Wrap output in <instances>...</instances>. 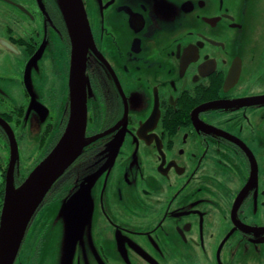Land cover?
<instances>
[{
  "label": "flooded vegetation",
  "instance_id": "flooded-vegetation-1",
  "mask_svg": "<svg viewBox=\"0 0 264 264\" xmlns=\"http://www.w3.org/2000/svg\"><path fill=\"white\" fill-rule=\"evenodd\" d=\"M83 1L90 144L14 264H49L56 237L55 264H264V0ZM71 64L57 0H0V229L9 131L20 187V142L66 130ZM84 185L94 203L52 207Z\"/></svg>",
  "mask_w": 264,
  "mask_h": 264
},
{
  "label": "water",
  "instance_id": "water-1",
  "mask_svg": "<svg viewBox=\"0 0 264 264\" xmlns=\"http://www.w3.org/2000/svg\"><path fill=\"white\" fill-rule=\"evenodd\" d=\"M72 40L71 113L66 130L53 149L37 164L20 187L13 183L18 159V142L11 130L12 162L9 192L0 229V264H14L28 225L54 184L90 144L87 136L88 86L87 52L90 22L83 0H57Z\"/></svg>",
  "mask_w": 264,
  "mask_h": 264
},
{
  "label": "rangeland",
  "instance_id": "rangeland-1",
  "mask_svg": "<svg viewBox=\"0 0 264 264\" xmlns=\"http://www.w3.org/2000/svg\"><path fill=\"white\" fill-rule=\"evenodd\" d=\"M30 3L31 2H29V5ZM45 68L48 69L47 66ZM32 141L33 142H20L19 160H18L20 167L21 168L28 167L27 171L30 172L46 156L49 150L56 144V142H45L43 145H41L43 142H36V138H33ZM58 187H60V184L58 185ZM83 192L87 194L88 198L90 199V202L94 203L91 193L89 192V188H87L84 185L79 190L75 191L73 194L65 198L63 201L59 199L58 201L54 202L53 204H56V206L52 205V207L57 211H62V209L64 208L63 205L70 204L74 199L81 198L82 195L84 194ZM60 196L61 194H59V197ZM53 197L54 194L49 199ZM60 247H61L60 237L53 238L51 239V242L48 243V254L46 255L47 256L46 258L49 264H55L60 259V255H58Z\"/></svg>",
  "mask_w": 264,
  "mask_h": 264
}]
</instances>
